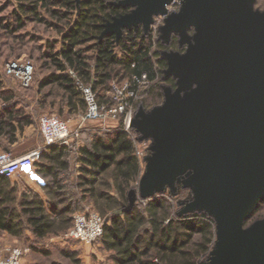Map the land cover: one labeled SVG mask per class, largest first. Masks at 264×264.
<instances>
[{
    "label": "trees",
    "instance_id": "trees-1",
    "mask_svg": "<svg viewBox=\"0 0 264 264\" xmlns=\"http://www.w3.org/2000/svg\"><path fill=\"white\" fill-rule=\"evenodd\" d=\"M116 1L15 0L9 19L0 18L5 33L20 40L16 32L36 23L58 34V38L46 40L37 57L41 68L46 69L37 81L39 92L55 86L70 109H80L84 114L86 102L79 84L89 86L98 104L107 107L113 106V84L128 82L138 92L134 79L143 73L149 83L146 94L153 105L162 101L161 81L175 87L174 79H161L167 66L161 50L168 47L152 30L144 35L141 27L124 29L119 39L113 33L100 38L107 21L131 10L116 6ZM176 46L175 41L170 44ZM0 98L11 100L3 94ZM30 123L15 104L1 105L0 138L14 143L16 134ZM68 147L51 144L35 163L42 178H51L42 184L45 200L30 190H24L18 199L17 186L11 185L9 177H0V233L22 238L29 231L36 239L66 233L74 214L81 210V202H87L105 220L99 240L105 250L113 252L112 264H206L215 239L212 217L204 212L173 216L171 202L158 194L130 202L129 193L136 190L141 165L134 140L122 129L121 120L117 128L95 132L79 147L75 187L80 194L66 202L56 188L60 173L69 165ZM263 202L264 198L245 224L259 213Z\"/></svg>",
    "mask_w": 264,
    "mask_h": 264
},
{
    "label": "water",
    "instance_id": "water-1",
    "mask_svg": "<svg viewBox=\"0 0 264 264\" xmlns=\"http://www.w3.org/2000/svg\"><path fill=\"white\" fill-rule=\"evenodd\" d=\"M180 2L176 12L168 5ZM256 0H119L132 9L107 21L100 36L141 27L162 16L158 39L176 35L184 51L162 50L163 102L139 108L131 126L149 140L133 203L176 183L193 193L182 214L206 213L215 224L208 264H264V218L246 225L264 198V9ZM190 30L193 33L190 34ZM137 194V196H136Z\"/></svg>",
    "mask_w": 264,
    "mask_h": 264
},
{
    "label": "rangeland",
    "instance_id": "rangeland-1",
    "mask_svg": "<svg viewBox=\"0 0 264 264\" xmlns=\"http://www.w3.org/2000/svg\"><path fill=\"white\" fill-rule=\"evenodd\" d=\"M14 3L15 0H0V18L5 17L9 19L8 17ZM254 7L263 10L264 0H256ZM159 21L161 22V20H157L155 23L156 28H152L153 34H156L157 38L159 33L156 25L159 24ZM16 35L21 37V39L15 38L16 36L14 34L10 35L5 33L0 28V94L11 97L10 101L0 98V107L1 105L4 106L5 103L7 105L15 104V108L19 110L20 114L28 118L31 123L29 125H24L22 132L16 134L14 143L10 144L5 137L0 138V152L9 153L12 158H22L38 153L41 155L46 147L44 146L43 136L40 131L39 120L41 116L46 114L55 115L64 120L71 131L82 128L78 136H73L70 139L67 149V160L69 165L66 170L60 173V182L56 188L57 191L64 194L63 197L66 202L75 200L80 194V191L75 187L76 174L78 172L77 165L79 163L77 162L79 147L85 145L91 139L93 133L105 132L117 128L120 124V120L122 124L123 115H116L115 118H102L97 121H85L82 119L83 114L80 109L73 110L65 104L62 91L57 87L48 86L39 92L37 81L46 73V69L41 68L37 57L46 40L56 39L58 38V34L52 29L44 28L42 25L28 23L16 32ZM167 50L177 49L173 47V49L170 48ZM17 59H27L33 64L32 83L28 85V87H23L17 79L5 73L6 64ZM161 79H163V76ZM124 83L125 82L115 85L121 88ZM166 85L168 86L169 84L161 81L160 86L162 94V87ZM148 86V82L140 84L138 86L139 90L137 95L128 101L131 104L130 107L133 116L137 113L139 108L150 110L163 102L164 96L159 104H152L146 94ZM111 98L114 105L113 91H111ZM129 135L134 140L136 150L141 153L139 156L136 155L140 160L142 174L146 167L145 156L149 154L148 148L151 142L149 140L139 141L138 137L140 136V132L133 128ZM39 159L37 162L40 161ZM15 178H12L13 182L17 181ZM183 179L184 177H180L177 180L176 191L174 193H172L168 187L160 189L156 193L167 197L168 201L171 202L174 207L173 216L181 215L185 203L193 198L192 191L183 187ZM46 181L50 182L51 178L46 177ZM137 188L138 183L136 185V191ZM24 190L27 189H21L17 186L16 196L18 199L22 197V192ZM185 190H188V192ZM80 209L81 210H78V212L91 209V207L89 203L81 202ZM262 218H264V202L261 205L259 213L246 225ZM28 235L29 234L19 239L18 242L12 243L13 238L3 236L2 233H0V258L7 253L9 247L18 246L29 249L23 257L25 258V264H112L109 256L110 252H107L105 249L103 250L102 246L99 245L100 241H95L91 244L83 243L70 238L67 232L43 239H36L32 234L30 236ZM216 251L215 236L214 242L210 246L206 257V264L209 263V257L215 254Z\"/></svg>",
    "mask_w": 264,
    "mask_h": 264
},
{
    "label": "built area",
    "instance_id": "built-area-1",
    "mask_svg": "<svg viewBox=\"0 0 264 264\" xmlns=\"http://www.w3.org/2000/svg\"><path fill=\"white\" fill-rule=\"evenodd\" d=\"M5 73L17 79L22 86L27 87L32 81L33 64L27 59H17L10 61L5 66ZM139 86L147 82L145 73L140 78L134 79ZM79 89L86 102V110L82 115L85 121H97L102 118L116 117L123 115L122 129L130 134L132 130L131 122L133 113L131 104L128 102L137 95V92L128 82L119 88L112 85L113 99L115 104L107 107L105 104H98L96 96L89 86L79 84ZM39 127L44 140V146L47 147L54 143L69 145L73 136H78L82 128L71 131L68 124L55 115H43L39 120ZM139 156L141 153L136 150ZM40 158V154H32L22 158H12L9 153L0 152V177H11L25 171L27 168L35 165ZM104 218L92 209L77 212L73 216L71 227L67 235L83 243L91 244L98 241L104 229ZM29 249L26 247H9L7 253L0 258V264H23V257Z\"/></svg>",
    "mask_w": 264,
    "mask_h": 264
},
{
    "label": "crops",
    "instance_id": "crops-1",
    "mask_svg": "<svg viewBox=\"0 0 264 264\" xmlns=\"http://www.w3.org/2000/svg\"><path fill=\"white\" fill-rule=\"evenodd\" d=\"M77 167L79 168V163H78ZM37 169H38L37 165L36 166L33 165V166L27 168L24 172L9 177V179L11 181V185H16L21 189H27V190L33 191L35 193H38L45 200L46 196H45V193L42 189V184H44L46 182V177L42 178L37 173ZM78 175H79V172H77L76 177ZM12 178L13 179L15 178V180H17V181L13 182ZM27 234H29L28 236L31 235V233L29 231H26L25 235H27ZM2 235L13 238L12 243H16L19 241V239H22L23 237H25V235H24L22 238H17V237L10 236L7 233H2ZM98 241H100V240H98ZM99 243H100L99 245L102 246L101 241ZM102 248H103V246H102ZM103 250H104V248H103ZM107 252H110L109 256L111 259V255L113 254V252L112 251H107ZM23 264H25V258H23Z\"/></svg>",
    "mask_w": 264,
    "mask_h": 264
},
{
    "label": "flooded vegetation",
    "instance_id": "flooded-vegetation-1",
    "mask_svg": "<svg viewBox=\"0 0 264 264\" xmlns=\"http://www.w3.org/2000/svg\"><path fill=\"white\" fill-rule=\"evenodd\" d=\"M168 7V11L169 12H176V11H178L179 10V8H180V2L179 1H174V2H172L170 5H168L167 6ZM172 9H171V8ZM132 9V8H131ZM160 18V19H159ZM157 20H161V22L159 21V24L158 25H156L157 26V29L159 28V26L160 25H162L163 24V17L162 16H159V17H156L155 18V22H154V24L151 26V29L150 30H152V28L153 27H155V23H156V21ZM156 28V27H155ZM150 32V31H149ZM190 32V34H192L193 33V30H190L189 31ZM159 33V32H158ZM177 40H178V38H177V36L176 35H172V37H171V40H170V43L169 44H167V45H165V46H167L168 48H166V50L167 49H173V47H170V44L171 43H173V41H175V43H176V47H174V49H177V51H184L185 50V45L183 46V47H179V45H178V42H177ZM162 43V42H161ZM163 44V43H162ZM165 50V49H164ZM169 78V77H168ZM170 78H172V77H170ZM173 79V78H172Z\"/></svg>",
    "mask_w": 264,
    "mask_h": 264
}]
</instances>
